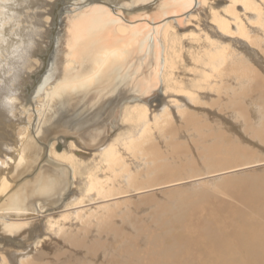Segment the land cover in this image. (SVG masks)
<instances>
[{
    "label": "bare ground",
    "instance_id": "1",
    "mask_svg": "<svg viewBox=\"0 0 264 264\" xmlns=\"http://www.w3.org/2000/svg\"><path fill=\"white\" fill-rule=\"evenodd\" d=\"M0 127V264H264V0H0Z\"/></svg>",
    "mask_w": 264,
    "mask_h": 264
},
{
    "label": "rangeland",
    "instance_id": "2",
    "mask_svg": "<svg viewBox=\"0 0 264 264\" xmlns=\"http://www.w3.org/2000/svg\"><path fill=\"white\" fill-rule=\"evenodd\" d=\"M0 128H1V127H0ZM0 130H1V131H0V134H3L2 132H6V130H7V132H8V131H10L11 129L8 130V128H7V129H4V130H2V129H0ZM11 132H12V131H11Z\"/></svg>",
    "mask_w": 264,
    "mask_h": 264
}]
</instances>
